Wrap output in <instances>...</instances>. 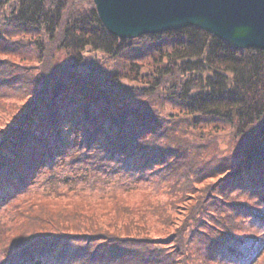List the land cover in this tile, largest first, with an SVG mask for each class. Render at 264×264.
Listing matches in <instances>:
<instances>
[{
    "label": "trees",
    "instance_id": "trees-1",
    "mask_svg": "<svg viewBox=\"0 0 264 264\" xmlns=\"http://www.w3.org/2000/svg\"><path fill=\"white\" fill-rule=\"evenodd\" d=\"M87 2L0 0V264H264V52L195 27L121 40ZM57 30L35 66L4 54ZM109 180L164 198L130 208ZM67 186L108 202L45 203Z\"/></svg>",
    "mask_w": 264,
    "mask_h": 264
},
{
    "label": "water",
    "instance_id": "water-1",
    "mask_svg": "<svg viewBox=\"0 0 264 264\" xmlns=\"http://www.w3.org/2000/svg\"><path fill=\"white\" fill-rule=\"evenodd\" d=\"M122 40L195 27L239 49L264 52V0H93Z\"/></svg>",
    "mask_w": 264,
    "mask_h": 264
},
{
    "label": "rangeland",
    "instance_id": "rangeland-1",
    "mask_svg": "<svg viewBox=\"0 0 264 264\" xmlns=\"http://www.w3.org/2000/svg\"><path fill=\"white\" fill-rule=\"evenodd\" d=\"M90 0H88L89 2ZM87 2V3H88ZM91 2L94 4L93 0H91ZM85 6L83 7H86L87 4H84ZM95 6V5H94ZM59 30H57L56 33H53V38L52 36L51 37H48L46 36L45 39H43V37L45 36V34L43 33H37V34H34V36H32L34 39H36V42L33 43V46L31 45H28L26 46L24 49H20L19 50V47L16 48V50L13 48V46H10L11 47V52L8 53H4V54H7V55H10V61H13V62H18L20 63L21 65H24V66H35L36 64H38L39 61H42L44 58H40L39 60V57L36 56L35 54H33L32 52V47L34 48L36 45L40 46V44L44 45L45 43H47L48 41H50L51 39H54V44L55 45H58L57 42H55V39L59 37L57 36V33ZM28 35V34H27ZM33 35V34H32ZM147 36V35H146ZM144 37V36H143ZM22 38V37H20ZM19 38V39H20ZM140 38V37H139ZM139 38H136V39H133V40H137ZM18 39V40H19ZM24 39H27V38H24ZM17 40V41H18ZM17 41L15 43V45L17 44ZM58 52H56V57H63V54H65L64 52H61V50H57ZM3 55V54H2ZM85 55H89V54H85ZM97 56L99 58H96V59H101L102 56L100 54L97 53ZM31 57V58H30ZM89 57V56H88ZM91 57L93 58V56L91 55ZM5 58V57H3ZM60 62V61H59ZM96 62H99V63H103V61H96ZM146 71V72H145ZM151 70L149 69H143L141 70V74H144V75H147V74H151L150 72ZM34 74L38 73V71H33ZM147 73V74H146ZM143 75V76H144ZM169 111L172 112V109L168 108ZM168 111L167 110H164L163 113H167ZM174 113V111H173ZM206 139H210L208 137H206ZM217 141V144H218V149L220 151V154L221 155H226L229 153L230 149H231V146H232V143L229 142V148H228V138L227 139H224L222 137H217L216 139ZM76 148H74V150L72 151V153H76ZM213 155V152L211 153L210 157H212ZM209 155H205V160H209L210 159ZM64 161L66 163H68V158L64 159ZM198 162V160L196 161ZM199 163V162H198ZM64 167L61 166L60 169L61 170H65L63 169ZM165 170V169H163ZM91 172V171H90ZM48 174H44L43 178H45ZM111 178V177H109ZM112 179L114 181H116L118 184H120V181L121 179H118V178H114L112 177ZM216 180L218 179H214L213 178H208L204 181L201 180V182H205V181H212V183H215ZM114 181H110L109 180V184L111 185V187L108 188L107 190V195H110L112 197V195H115V198L116 199H119L120 203L126 205L127 207H130V208H133L135 206H138L140 205L143 201H150L152 203H155L156 200L158 199H161V201L163 200L164 196H161L159 194V192L156 190L155 186H151V184H148L150 185L151 187L149 188V190H146V189H134V190H126L124 188H121L122 186L120 185H117ZM106 181H104L105 183ZM200 182V181H199ZM100 183L101 185H104V183L102 184L101 182H98ZM195 186L197 185V183L194 184ZM199 185V184H198ZM107 186V185H106ZM105 186V187H106ZM103 187V191H104V188ZM69 188H72L71 190H69ZM76 188V191L75 189L72 187V186H67L63 189V191H68L67 193H65V195H63L64 199L60 198L58 200H51L49 197L48 198H45V203H51V204H54V205H58V203L68 207V206H72L73 204H78V205H86L88 203H91L92 204V207H87V208H90V209H97L100 207L101 204L105 203V202H108V199H104L103 200H87V201H84L81 199V197L78 195L80 194V192L78 191L77 189V186L75 187ZM48 189H51L53 190L54 192L58 189L55 185L53 184H50L48 183L47 186H45L44 188H40V187H34V189L32 190V195H34V197H31V199H29L27 201V204H31L32 202L34 201H37V200H40V197L41 196H45L47 195V190ZM43 200V199H42ZM151 208H154L153 206ZM154 211V210H152ZM177 216H178V220H181L183 219V216L184 214L183 213H177ZM173 220H174V217H173ZM146 227V233H145V236H147V238H150V239H156V238H162L164 237V228L159 226L158 224H156V222L152 219H149L148 223L144 225ZM171 232H173V230H171ZM65 237H67L68 239H72L74 240L75 242V246L74 248L75 249H81L82 246H84V243H85V236H80V237H74L72 234H67L65 233L64 235ZM86 244V243H85Z\"/></svg>",
    "mask_w": 264,
    "mask_h": 264
}]
</instances>
